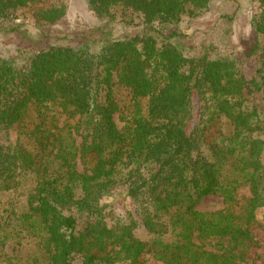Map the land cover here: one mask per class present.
Masks as SVG:
<instances>
[{"label":"trees","instance_id":"16d2710c","mask_svg":"<svg viewBox=\"0 0 264 264\" xmlns=\"http://www.w3.org/2000/svg\"><path fill=\"white\" fill-rule=\"evenodd\" d=\"M214 1L87 0L72 38L64 0H0L8 45L20 12L40 36L0 56V264L10 230L23 264H264V0L242 49L236 14L190 44ZM210 196L225 208L197 211Z\"/></svg>","mask_w":264,"mask_h":264},{"label":"rangeland","instance_id":"374dc122","mask_svg":"<svg viewBox=\"0 0 264 264\" xmlns=\"http://www.w3.org/2000/svg\"><path fill=\"white\" fill-rule=\"evenodd\" d=\"M68 6V13L65 19L55 27V33L60 34L61 36H69L72 38L79 37L80 34L87 32L92 27H95L98 24V20L94 13L89 9L87 0H64ZM261 8V3L259 0H216L213 2L209 13L203 18L192 22L191 24L185 26V33L189 36H192L189 41L190 44L198 42L199 39L203 38L206 34L214 31L215 34H219V30H222L225 27V24L220 19L223 15H235L236 18L232 25L233 35L231 37V42L237 47L241 48L246 43L249 34L251 32V22L256 14ZM20 20L17 23H22L25 30L28 34H25L28 37H19L16 38L15 44L8 45L6 41L0 36V56L1 57H12L16 55L19 44L24 45L30 43L27 38L40 39L38 36L37 30L33 29L32 19L29 16V13H19ZM131 16L127 17V22L130 20ZM24 35V36H25ZM72 46L78 45V41H73L70 43ZM116 122L119 127L122 126L118 117H116ZM11 139L13 142H18L21 139L20 130L17 127H14L10 131ZM81 141L80 138L78 139ZM78 169L80 172H84V167L79 163ZM249 196L248 190H243L239 195V199H243ZM12 202L18 204L24 200L23 195H16L11 197ZM109 204L113 205V209L118 214H125L128 209V203L126 200L121 199L118 195L112 197ZM224 200L219 196H210L202 200L196 210L201 213H210L214 211H220L225 208ZM261 218H264V210L260 213ZM8 231L11 233L10 237L6 243V256L4 260L12 262L14 264H23L27 261L28 258L33 254L35 247L31 243L24 242L20 246V240L18 239L17 234ZM6 233V234H7ZM141 236V235H140ZM143 238L148 239L146 236ZM147 259V264H156L150 258ZM8 262V263H9ZM76 264H80L79 261Z\"/></svg>","mask_w":264,"mask_h":264}]
</instances>
